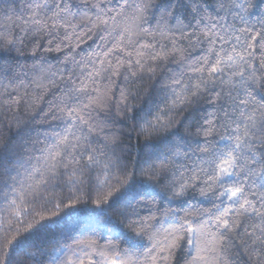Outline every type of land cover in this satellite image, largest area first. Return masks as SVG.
<instances>
[{
    "label": "snow or ice",
    "instance_id": "obj_1",
    "mask_svg": "<svg viewBox=\"0 0 264 264\" xmlns=\"http://www.w3.org/2000/svg\"><path fill=\"white\" fill-rule=\"evenodd\" d=\"M26 41L33 55L56 53L55 63L45 57L30 68L8 62ZM165 66L169 111L149 112L140 133L165 131L174 124L164 122L172 111L193 109L182 125L188 134L171 133L167 154L155 157L171 165L166 195L180 211L141 216L138 206L157 202L136 199L116 213L131 229L126 247L62 232L51 251L28 260L264 264V0H25L22 13L5 10L0 109L36 112L32 122L42 127L23 146L26 156L13 153L11 167L0 156V264H24L9 247L19 245L21 228L30 233L40 223L50 204L73 209L95 193L99 207L113 190L127 191L126 165L101 137L114 135L104 132L112 121L99 117L124 105L137 77ZM122 110L127 114L131 105ZM139 170L149 179L169 171L151 157ZM60 186L69 194L49 200Z\"/></svg>",
    "mask_w": 264,
    "mask_h": 264
},
{
    "label": "trees",
    "instance_id": "obj_2",
    "mask_svg": "<svg viewBox=\"0 0 264 264\" xmlns=\"http://www.w3.org/2000/svg\"><path fill=\"white\" fill-rule=\"evenodd\" d=\"M24 9L25 0H0V17H3L5 10L22 13ZM180 12L187 15L183 7L180 8ZM89 43L91 41L82 44L85 51L88 49ZM31 49V42L26 41L24 52L19 55L12 54L8 58V62L19 63L26 68H30L34 61L38 62V57H45L55 63L56 53L38 50L33 55ZM175 67L176 65H171L172 69ZM170 75L171 71L167 66L158 69L154 73H143L141 77H137L136 83L126 89V91L131 92V95L124 102V105L101 113L99 117L103 120L106 115L112 121L110 124L105 125L104 132L114 135L101 133V137L110 145L109 150L115 149L116 156L120 158L122 165H126V170L129 173L127 191H124V189L113 190V194L103 201L99 207L96 205L95 193L91 199L87 195L82 196L79 202H74L75 207L73 209L61 205L57 210L50 204V210L44 213L43 219L37 217V220H40V223L48 224L50 220H61L63 218L62 223L58 227L49 226L46 228H40V223H36L30 233L21 228L20 234L15 237L20 241L19 245L15 248L9 247V253L14 260H22L24 264H32V261L28 260L29 254L39 255L41 249L51 251L56 246L55 240L62 232L74 236H80V233L83 232L84 236L80 238L92 236L100 244L114 243L126 247V240L123 237L131 235V229L125 225L122 218L117 216L118 210H123L136 199H140L141 203L152 200L157 202L155 205H150L149 208H139L138 206L141 216H148L152 213L160 216L164 209L177 208L178 202L166 195L167 188L165 185L168 181H165L164 177L170 174L171 165L160 164L155 157L156 155L163 156L167 154L166 145L169 142L171 133L178 131L181 135L188 134V126L182 127V125L193 109L189 107L187 110L175 109L172 111L170 119H165L164 122H174V124L165 131L152 132L150 135L140 133L141 122L149 112L156 113L158 108L163 109V112L169 111L166 106L170 103L166 101L167 81L164 78ZM133 96L135 99H133ZM127 105H131V110L125 114L122 108ZM35 114L36 112L26 111L23 107L15 113H8L0 109V156L4 158V163L10 167L12 166L9 162L10 159L15 158L13 153L26 156L27 153L23 146H30L32 140L29 137L34 138L38 134L36 130L42 127L41 124L32 122ZM131 116H135L136 119L127 118ZM15 117L19 118V123H17ZM147 118L151 119V117ZM192 130L194 131V129ZM150 157L154 165L169 171L162 170L158 178L149 179L139 169L141 166H145V162L149 161ZM145 170L150 171L147 168ZM68 194V189L60 186V189L49 196L48 199L63 198ZM198 199V196L193 197L192 202ZM177 211L179 212L180 209L177 208ZM67 212H72V215L66 216L65 213ZM109 217H111V221L108 220ZM145 243L149 242L145 240Z\"/></svg>",
    "mask_w": 264,
    "mask_h": 264
}]
</instances>
